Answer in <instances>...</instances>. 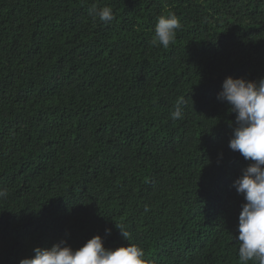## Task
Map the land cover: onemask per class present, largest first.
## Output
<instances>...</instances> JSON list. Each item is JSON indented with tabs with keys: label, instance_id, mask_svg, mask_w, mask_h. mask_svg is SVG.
<instances>
[{
	"label": "trees",
	"instance_id": "16d2710c",
	"mask_svg": "<svg viewBox=\"0 0 264 264\" xmlns=\"http://www.w3.org/2000/svg\"><path fill=\"white\" fill-rule=\"evenodd\" d=\"M229 76L264 77V0H0V264L95 235L147 264H238Z\"/></svg>",
	"mask_w": 264,
	"mask_h": 264
},
{
	"label": "clouds",
	"instance_id": "9594fccd",
	"mask_svg": "<svg viewBox=\"0 0 264 264\" xmlns=\"http://www.w3.org/2000/svg\"><path fill=\"white\" fill-rule=\"evenodd\" d=\"M89 14L105 24L115 19L111 6L93 7ZM181 27L175 13L160 15L152 44L169 48ZM217 99L228 105L229 113L235 114L228 147L249 162L233 183L245 201L238 217L239 235L234 237L238 243V264H264V77L252 81L229 76L223 81ZM182 103L178 102L171 112L173 120L183 118ZM7 195V189H0V199ZM115 227L125 240L131 239L123 224ZM110 233L111 229L106 228L105 235ZM33 252L32 257L21 259L19 264H147L142 247L129 243L115 249L105 248L100 235L76 249L61 240L51 247H36Z\"/></svg>",
	"mask_w": 264,
	"mask_h": 264
}]
</instances>
